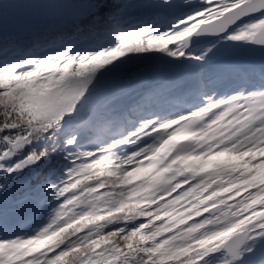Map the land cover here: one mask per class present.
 Segmentation results:
<instances>
[{
    "label": "snow or ice",
    "instance_id": "6c2138e0",
    "mask_svg": "<svg viewBox=\"0 0 264 264\" xmlns=\"http://www.w3.org/2000/svg\"><path fill=\"white\" fill-rule=\"evenodd\" d=\"M0 264H264V0H0Z\"/></svg>",
    "mask_w": 264,
    "mask_h": 264
},
{
    "label": "rangeland",
    "instance_id": "374dc122",
    "mask_svg": "<svg viewBox=\"0 0 264 264\" xmlns=\"http://www.w3.org/2000/svg\"><path fill=\"white\" fill-rule=\"evenodd\" d=\"M218 159L223 160L224 158L221 157ZM103 169H104V163L102 162L100 165H95L93 170H103ZM138 175H140V174H138ZM98 191H100V190H98ZM236 199H238V197Z\"/></svg>",
    "mask_w": 264,
    "mask_h": 264
}]
</instances>
